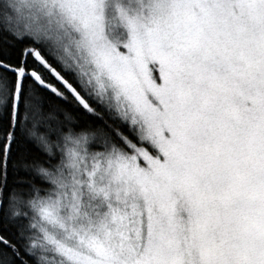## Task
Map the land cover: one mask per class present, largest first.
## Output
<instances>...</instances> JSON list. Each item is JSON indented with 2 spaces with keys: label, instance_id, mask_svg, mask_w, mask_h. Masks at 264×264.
I'll return each mask as SVG.
<instances>
[{
  "label": "snow or ice",
  "instance_id": "obj_1",
  "mask_svg": "<svg viewBox=\"0 0 264 264\" xmlns=\"http://www.w3.org/2000/svg\"><path fill=\"white\" fill-rule=\"evenodd\" d=\"M0 264H264V0H0Z\"/></svg>",
  "mask_w": 264,
  "mask_h": 264
}]
</instances>
